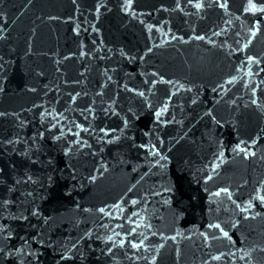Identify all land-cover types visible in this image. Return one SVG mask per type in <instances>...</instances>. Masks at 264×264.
<instances>
[{"label": "water", "instance_id": "1", "mask_svg": "<svg viewBox=\"0 0 264 264\" xmlns=\"http://www.w3.org/2000/svg\"><path fill=\"white\" fill-rule=\"evenodd\" d=\"M249 3L0 0V264H264Z\"/></svg>", "mask_w": 264, "mask_h": 264}, {"label": "snow or ice", "instance_id": "2", "mask_svg": "<svg viewBox=\"0 0 264 264\" xmlns=\"http://www.w3.org/2000/svg\"><path fill=\"white\" fill-rule=\"evenodd\" d=\"M129 3H131V0H129ZM221 6L223 7V5H221ZM195 7H196V8H200L201 5H200L199 3H197V4L195 5ZM249 10H252V11H255V10H256V5L253 4V3H251V0H250V3H249L248 8H246L245 11H249ZM251 59H252V58L249 57V60H251ZM253 103H255V101H253ZM157 115H159V113H157ZM102 131H103V129H102ZM237 147H239V145H237ZM223 191H227V189H224ZM217 194H218V193H217ZM261 199H264V197H261ZM100 211H103V209H101ZM216 227H219V225H216ZM225 235H227V233H225ZM133 247H137V245L134 244Z\"/></svg>", "mask_w": 264, "mask_h": 264}]
</instances>
